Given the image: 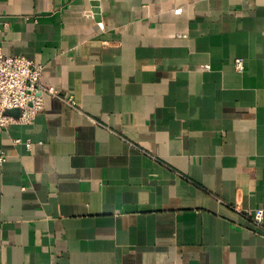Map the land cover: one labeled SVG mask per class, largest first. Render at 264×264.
Segmentation results:
<instances>
[{
	"label": "crops",
	"instance_id": "obj_1",
	"mask_svg": "<svg viewBox=\"0 0 264 264\" xmlns=\"http://www.w3.org/2000/svg\"><path fill=\"white\" fill-rule=\"evenodd\" d=\"M0 49L76 103L0 131V264H264V0H0Z\"/></svg>",
	"mask_w": 264,
	"mask_h": 264
},
{
	"label": "built area",
	"instance_id": "obj_2",
	"mask_svg": "<svg viewBox=\"0 0 264 264\" xmlns=\"http://www.w3.org/2000/svg\"><path fill=\"white\" fill-rule=\"evenodd\" d=\"M234 70L238 73L244 71L241 59L234 60ZM41 67L22 56H8L0 49V131L10 125H29L43 110V95L55 98L70 107L76 103L72 96L64 99L50 87L41 84ZM18 110L17 118L6 115L7 111ZM14 140V144H20ZM29 149L31 144L25 142ZM4 162L0 156V163ZM244 216L251 219L256 227H261L263 211L256 209L244 212Z\"/></svg>",
	"mask_w": 264,
	"mask_h": 264
},
{
	"label": "water",
	"instance_id": "obj_3",
	"mask_svg": "<svg viewBox=\"0 0 264 264\" xmlns=\"http://www.w3.org/2000/svg\"><path fill=\"white\" fill-rule=\"evenodd\" d=\"M5 114L13 118H17L19 115V111L18 110L7 111Z\"/></svg>",
	"mask_w": 264,
	"mask_h": 264
}]
</instances>
